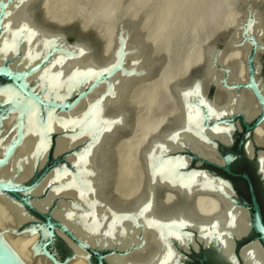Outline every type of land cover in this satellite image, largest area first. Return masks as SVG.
<instances>
[{
	"label": "water",
	"instance_id": "water-1",
	"mask_svg": "<svg viewBox=\"0 0 264 264\" xmlns=\"http://www.w3.org/2000/svg\"><path fill=\"white\" fill-rule=\"evenodd\" d=\"M24 1L0 0V196H5L2 202L13 207L18 216L11 236L38 234L31 264L34 255H42L49 264H66L72 257H82L88 264H126L121 256L143 244L141 228H148L153 242L160 244L148 264H179L190 246L198 251L200 243L204 247L214 244L229 257L232 244L250 230L258 234L264 247V224L251 177L231 168L235 159L245 157L264 191V144L253 138L255 128L264 123L260 86L264 82V30L260 40L248 30L252 10L262 16L264 25V0H215L216 6L209 0L207 10L193 23L184 17L181 7L163 17L161 0H106L100 5L95 0H32L28 4L31 23L51 36L38 40V32L23 24L12 28L10 14ZM159 18L162 25L156 29ZM130 27L144 48L148 60L144 68L125 61L136 48L128 44ZM244 42L247 51L241 57L235 49ZM81 46L85 56L101 69L92 72V66L73 67L61 75L64 62L82 54L77 48ZM229 64L241 66L246 78L229 80ZM209 67L220 70L218 85L208 76ZM122 74L135 75L126 81V123L109 131L107 125L112 123L95 116L101 96L112 95L115 83L109 79ZM136 81L139 86L134 89L131 84ZM195 84L210 100L227 89L234 90L231 105L213 108L196 90L181 95L180 89ZM105 85L108 89L79 119L69 120V110L94 88ZM242 89L251 90L259 103L255 115L232 112ZM182 103L186 134L213 149L215 160L177 138L173 145L179 148L150 155L154 137L181 123L178 111ZM236 133L240 138L235 144ZM58 136L88 138L56 151ZM98 137L100 167L106 179L100 189L112 205L131 208L144 203L155 179L168 182V186L153 184L154 203L165 189H171L176 196L171 208L163 210L191 216L192 195L169 187L179 186L190 193L196 186L222 203L227 222L246 212V230L241 233L218 221L196 224L184 219L146 218L148 202L137 213L112 214V209H106L109 221L103 231L90 226L88 234H78L76 221L67 223V219L78 210L79 219L92 218L94 205L66 201L65 206H57L64 197L58 193L93 196L94 188L84 176L91 174L87 156H92L91 147ZM229 176L245 183L231 181ZM233 184L242 192L247 187L249 199L239 195ZM5 233L0 227V264H27ZM241 254L245 264H264L254 242L242 248Z\"/></svg>",
	"mask_w": 264,
	"mask_h": 264
},
{
	"label": "bare ground",
	"instance_id": "bare-ground-1",
	"mask_svg": "<svg viewBox=\"0 0 264 264\" xmlns=\"http://www.w3.org/2000/svg\"><path fill=\"white\" fill-rule=\"evenodd\" d=\"M31 1L32 0L24 1L15 13L10 14L12 28L19 29V24L25 25L30 31L38 32L35 40H38L42 36L51 37L48 33L31 23L32 21L28 8V4ZM105 1L106 0H95V3L100 5L104 4ZM208 1L209 0H161L160 4L161 6H163L162 11L163 15H165L163 17L169 16V14H172V11L174 9H176L177 7H181L182 13H184V17L188 20H191V23H193L195 22L197 16L200 15V12L202 13L207 10V7L209 6ZM213 2L215 6L219 5V3H216L215 0H213ZM251 12L253 13V20L251 23H249L248 30L250 33L254 34L258 40H260V37L263 34L264 30L262 16L260 14H256L257 12L255 10H252ZM262 12L264 13V9ZM177 14L180 15V9H177ZM161 25L162 21L159 18V20L156 22V29L160 28ZM133 28L134 27H130L131 33L128 38V44L136 48H132L133 51L125 56V61L128 65L133 64V66H135L136 68H144L148 60L147 57L143 55L144 48H142L143 46L141 45V40L138 35H136V32ZM77 48L81 49L82 54L72 58L70 61L64 62L61 75H65L66 72L71 70L73 67L92 66V72L101 69V67L94 64L93 60L90 57L85 56L86 50L82 46ZM235 51L238 55L241 54L240 56L243 57L245 55V52L247 51V42H244L241 46L236 47ZM221 59L224 60V57L222 56ZM228 66L229 80L241 81L246 78L245 72L241 66H239L238 64H229ZM220 75V70L214 67L208 68V76L211 77L216 84V80L220 79ZM133 76L135 75H113L109 79V83H115L111 97L108 98L101 96L100 98L95 117L111 122L112 125H107L109 131L114 129L115 127H123L126 123V111H124L123 106L126 95L128 93L126 81ZM137 79V81H139L141 79L140 76L137 77ZM131 86H134V89H137L139 84L137 82L131 84ZM260 86L264 92V82L261 81ZM105 89H108V85L94 88L88 95L85 96L86 99H82V101L75 108L68 111L69 120L79 119L82 113L86 109L91 107L95 103L96 99L105 92ZM194 90L200 91L201 98L213 108L228 109V107L232 103V97L235 95L234 90L227 89L225 92H220L218 95H216L214 100H210L205 98L198 84H195L194 87L180 89V93L182 95V92L184 91ZM130 95L131 97L135 96L134 93H129V96ZM148 102H150V100ZM259 107V103L254 98L251 90L242 89L239 91V97L233 105L232 112H240L245 116H252L256 114V112L259 110ZM178 117L182 118V121L178 127H175L166 134L160 135L158 137L156 136V138L154 137L151 143V150L149 152L150 155L156 156L158 153H162L163 151L179 148V146L173 145V138H177L181 142L186 143V147H189L190 149L208 159L215 160L216 158L214 156L215 154L213 149L207 148L206 146L193 140L186 134L183 103L181 110L179 109L178 111ZM106 132L107 131H104V134ZM85 137L88 138V136H58L56 151L67 148L68 144H70V146L74 145L76 141L78 142V140ZM253 138L255 142L264 144V123L255 128V130L253 131ZM98 142L99 137L91 147L92 156H87L91 174L84 176V180H90L94 188L93 196L85 194L58 193V197H60V195H63L64 197L58 200L59 202L57 206H65L66 201L87 202L93 203L94 205V216L92 218L79 219L78 210L72 212L70 217L67 219V223H71V221L74 220L76 221L78 234H88L90 226L96 227L98 230L103 231L104 227L109 221V212L106 209H112V214L137 213L148 202L149 213H144V217L146 218L162 221L184 219L196 224H208L210 221H218L221 225L230 227L235 231H241V233L246 230V223H248L246 212H240L238 219L227 222L222 203H220L218 200L216 201V197H214L213 195H208L207 193H205L206 191L200 190L196 186L191 187L190 193L179 186L169 187L172 189L175 188L179 192L186 193L187 195H192V202H195V204H192V208L194 210L192 211L193 214L191 216L184 215L178 210L171 213H167L169 211L163 210H169L171 208L170 205L173 201L172 198L176 196V193L171 189H165L163 195L157 196V202L154 203L152 190L153 184L163 183L168 186V182L155 179H152V185H150L149 187V197L144 203L132 206L131 208H125V205L123 204L117 206L112 205L110 203L108 195L102 194L100 189L102 188L101 186H103L106 179L104 177V172L100 167L101 151ZM75 152H79V147ZM169 199H171V201L167 202ZM2 200H5L4 195L0 196V227L5 229V236L8 237L10 245L14 248L18 255H20L27 264H31L32 245L36 241L38 234L34 233L33 235H27L26 232H22L11 236V231H13L14 228L18 225V216L15 214L14 208L4 204ZM141 237L143 240L141 248L135 249L130 253L123 254L121 256L126 264H148L158 254L160 250V244L159 242H153V233H148V228H141ZM133 242L137 243L138 240ZM33 264H49V262L42 255H34ZM66 264L88 263L86 259L82 257H72Z\"/></svg>",
	"mask_w": 264,
	"mask_h": 264
},
{
	"label": "flooded vegetation",
	"instance_id": "flooded-vegetation-1",
	"mask_svg": "<svg viewBox=\"0 0 264 264\" xmlns=\"http://www.w3.org/2000/svg\"><path fill=\"white\" fill-rule=\"evenodd\" d=\"M239 138H240V133H236L235 134V144ZM235 144L231 147V150L235 149ZM236 163H239L242 166L248 165L251 171L253 172V176L255 177V180H256L255 186L253 184L254 192H255L257 201L259 203V207H260V211L262 215V221L264 224V191H263L261 182L259 181L257 175L255 174L252 163L248 161L245 157L242 156L240 158L235 159L232 162L231 168L234 171H236L237 168L242 167V166H237ZM243 172H246V171H243ZM229 178L231 179V181L234 180L232 176H229ZM235 179H240V178L237 177ZM234 188L239 195H242L246 199H249V193L247 191V187L244 192L238 190L236 186H234ZM253 242L256 243V245L259 247L260 251L262 252L264 256V247L262 243L260 242L258 234L250 230L246 235L242 237L241 240L236 241L235 244H232L231 249L229 251L230 253L229 257H225L222 251H220L214 244L212 246V244L210 243L208 246L204 247L200 243L199 244L200 248L198 251L194 250L192 246H190V251L187 253H184L185 257L183 258L182 261L179 262V264H245V260L241 254V249L250 245Z\"/></svg>",
	"mask_w": 264,
	"mask_h": 264
},
{
	"label": "trees",
	"instance_id": "trees-1",
	"mask_svg": "<svg viewBox=\"0 0 264 264\" xmlns=\"http://www.w3.org/2000/svg\"><path fill=\"white\" fill-rule=\"evenodd\" d=\"M236 171H238V172L246 171V172L251 176V179H252L253 184H254V186H255V184H256V180H255V177L253 176V172L251 171V169L249 168L248 165H244V166H242V167H239V168L236 169ZM232 178L235 179V178H237V177H232Z\"/></svg>",
	"mask_w": 264,
	"mask_h": 264
}]
</instances>
